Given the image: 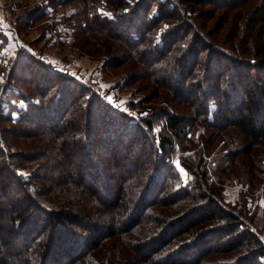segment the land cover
Returning <instances> with one entry per match:
<instances>
[{
	"label": "trees",
	"instance_id": "1",
	"mask_svg": "<svg viewBox=\"0 0 264 264\" xmlns=\"http://www.w3.org/2000/svg\"><path fill=\"white\" fill-rule=\"evenodd\" d=\"M64 2L78 8L66 19L83 47L111 50V66L130 63L128 85L142 78L189 111L133 115L40 61L16 64L27 104L15 119L0 110V264H264L246 199L223 194L236 158L264 168L263 153L250 158L264 145V0ZM218 9L231 26L208 25ZM199 123L214 132L183 156L185 182L172 149Z\"/></svg>",
	"mask_w": 264,
	"mask_h": 264
},
{
	"label": "rangeland",
	"instance_id": "2",
	"mask_svg": "<svg viewBox=\"0 0 264 264\" xmlns=\"http://www.w3.org/2000/svg\"><path fill=\"white\" fill-rule=\"evenodd\" d=\"M209 7L206 6L204 10L210 9ZM77 9L75 4H66L64 0H0V110H3L4 114L11 113L15 119L19 117L21 108L26 107V101L19 99L15 93L19 89L16 87L17 80H11L13 75L9 77V74L16 64L19 63V68L24 67L25 62L30 59L40 61L51 70L74 77L80 83L93 88L111 105L132 112L133 115L149 116L153 108L165 106L177 111H189V107L176 100L173 94L155 88V85L149 86L142 78L137 77V82L128 85L130 70L127 67L130 63L111 66L109 60L114 59L116 63L115 59L118 58L111 50L104 49L103 52L93 55L89 46L83 47L88 36H79V33L76 36L71 20L66 19ZM211 14H214V17L209 20L208 25L215 22L216 18L219 20L218 24L223 20L224 26L232 25L233 15L229 16L226 9L214 10ZM202 21L204 20H198L204 23ZM241 21H246L245 16ZM140 100L141 103L138 102ZM154 122L155 131L158 133L162 129V121L156 118ZM4 126L9 127L11 124L4 123ZM226 131L238 132L233 127ZM212 132L214 128L199 123L186 137L175 140L171 158L185 182L188 181L189 172L182 162L183 156L199 152L203 145L202 139ZM237 138L241 140L239 145L248 142L242 133H237L236 138H232L234 143H237ZM94 151L102 153L99 149ZM126 152L127 148L122 146L117 155L122 160ZM254 153L253 157L250 155L252 160L256 155L263 153L261 164L264 166V145L254 149ZM241 157L249 158L245 155ZM236 159L225 171L224 197L233 204L242 197L246 199L247 209L254 217L252 226L264 242V195L261 181L264 178V168L260 167L257 172L250 171L247 163ZM206 160L209 170L213 172L211 158L206 157ZM37 163L22 167L18 171L27 177L37 167ZM6 216L3 222L8 226L9 216ZM262 259L264 261V256Z\"/></svg>",
	"mask_w": 264,
	"mask_h": 264
},
{
	"label": "snow or ice",
	"instance_id": "3",
	"mask_svg": "<svg viewBox=\"0 0 264 264\" xmlns=\"http://www.w3.org/2000/svg\"><path fill=\"white\" fill-rule=\"evenodd\" d=\"M181 171H183V169H181Z\"/></svg>",
	"mask_w": 264,
	"mask_h": 264
}]
</instances>
